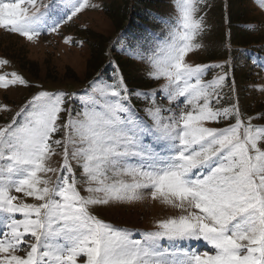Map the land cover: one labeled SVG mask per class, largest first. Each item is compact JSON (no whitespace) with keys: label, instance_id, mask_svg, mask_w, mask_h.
<instances>
[{"label":"snow or ice","instance_id":"snow-or-ice-1","mask_svg":"<svg viewBox=\"0 0 264 264\" xmlns=\"http://www.w3.org/2000/svg\"><path fill=\"white\" fill-rule=\"evenodd\" d=\"M22 3L0 0V27L29 41L41 34L46 19L48 30L56 32L65 18L96 7L89 0H76L57 20L49 18L57 7L54 0L39 5L27 0L28 7ZM173 3L176 16L155 17L169 32L160 45L162 55L151 59L153 71L147 75L166 78L160 90L170 105L185 97L184 108L178 103V111L162 108L155 102L158 90H130L120 76L115 83L93 81L91 92L82 98L91 107L83 113L74 116L66 107L75 93L38 91L16 113L20 121L13 117L0 127V157L10 162L7 175L0 177V264H78L82 256L85 264H264V150L258 147L264 126L253 125L251 117L245 123L235 107L210 106V99L218 102L225 77L205 81L211 66L185 60L200 47L196 38L203 17L197 13L202 0ZM128 54L140 58L131 49ZM10 75H0V87L29 83L15 72ZM133 94L152 97L144 109L149 119L131 104ZM162 111L170 115L164 118ZM62 113H67L66 120ZM228 117L235 123L205 126ZM59 133L62 138L54 139ZM57 148L63 150L59 169L47 163ZM76 169L87 177V196L78 190ZM48 172L61 174L55 181L38 175ZM109 172L132 180L108 182ZM13 191L38 203H16ZM144 191L181 214L157 220L139 239L133 238V230L105 222L89 210L110 201L142 199ZM201 241L212 251L193 246ZM177 242L186 246L176 247Z\"/></svg>","mask_w":264,"mask_h":264},{"label":"rangeland","instance_id":"rangeland-1","mask_svg":"<svg viewBox=\"0 0 264 264\" xmlns=\"http://www.w3.org/2000/svg\"><path fill=\"white\" fill-rule=\"evenodd\" d=\"M126 1L129 7L127 12H130V6L136 5V0ZM164 1L161 7L153 6L150 13L155 17L157 14L176 16L178 9L175 4L170 0ZM3 2L15 3L17 0ZM41 2L47 0H36L37 5ZM54 2L57 7L50 10L49 18L59 20L64 13L69 12L76 0ZM123 3V0H89V4L96 7L84 8L71 20L65 18L56 32L48 30L50 19H46L44 27L40 29L41 34L32 41L0 27V61H7L0 63V75L8 74L7 78L11 79L10 74L15 72L29 82L28 85L0 87V127L11 122L13 117L20 121L22 117H17L16 113L38 91L75 93L67 101L66 107L74 110V116L76 112L83 113L86 106L91 107L82 98H86L91 92L92 82L115 83L120 76L130 90H158L155 102L162 108L171 106L178 111L186 106L185 97L178 98L179 108L177 103L170 105L166 94L160 90L161 85L166 83V78H149L147 75L153 71L151 59L162 55L159 49L168 37L169 27L157 20L153 28L147 31L128 29L125 33L115 32L114 21L108 9L122 7ZM22 7H28L27 0H24ZM198 8L197 17H203V30L196 38L200 47L188 53L185 60L192 65L211 66L203 76L205 81H211L217 76L225 77L223 85L218 89V102L217 99H210V106L217 109L235 107L245 123L251 117L253 125L264 126V5H261L260 0H202ZM142 9L140 7L139 10ZM149 31L157 35L150 36ZM66 37L70 38L67 42ZM107 37L109 41L105 46L97 49L92 45L93 38L97 42L98 39L104 41ZM129 49L138 52L140 58L129 55ZM99 52L104 54L100 55ZM130 102L140 116L149 119L144 109L150 106L152 97H138L133 94ZM61 115L64 120L67 119V113ZM169 115V112L162 111V117L167 118ZM233 123L235 119L228 117L216 122H205V126L222 128ZM53 138L61 139L62 133L54 135ZM75 139L79 141L80 137L76 136ZM76 146L86 145L78 143ZM160 147L161 145L156 146L157 151ZM258 147L264 150V140L258 141ZM62 151V148L55 150L49 157L48 166L60 168L63 162ZM9 163L0 157V177L7 175L5 168ZM72 163L76 168L75 161ZM76 173L78 190L81 195L87 196V177L81 174L82 169H76ZM57 174L61 173L38 175L55 181ZM108 177V182L132 180L127 176H114L111 172ZM12 194L17 196L16 203H38L34 197H28L23 192L13 191ZM89 210L105 222L133 230L134 239H139L144 230H153L157 220L181 214L180 210L165 205L159 198L152 199L149 191L142 193V199L110 201L108 204L90 206ZM2 216L0 213V217ZM17 218H21L19 214ZM3 227V221L0 220V230ZM162 243L169 247L167 241ZM197 243L201 251H212L202 241L193 242V246ZM175 246L186 245L177 242ZM77 260L78 264H85L86 257H78Z\"/></svg>","mask_w":264,"mask_h":264},{"label":"trees","instance_id":"trees-1","mask_svg":"<svg viewBox=\"0 0 264 264\" xmlns=\"http://www.w3.org/2000/svg\"><path fill=\"white\" fill-rule=\"evenodd\" d=\"M123 6L117 7L115 9H108L110 12V17L114 21L115 32L125 33L128 29H132L131 31H147L153 28L154 23L157 21L155 19L154 14H151L150 11L153 9V6L161 7L162 2L164 0H136V5L130 6V12H127L128 3L126 0H123ZM173 3V0H170ZM125 7V8H124ZM142 7V10H139ZM161 9V8H159ZM163 17H167L168 14H163ZM169 17V16H168ZM117 35V34H116ZM95 48L99 49V47L105 46L109 41V37H107L104 41L97 42L92 39ZM100 55H103L104 52H99Z\"/></svg>","mask_w":264,"mask_h":264}]
</instances>
